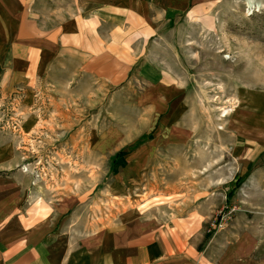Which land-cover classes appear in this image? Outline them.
Wrapping results in <instances>:
<instances>
[{"label": "rangeland", "instance_id": "obj_1", "mask_svg": "<svg viewBox=\"0 0 264 264\" xmlns=\"http://www.w3.org/2000/svg\"><path fill=\"white\" fill-rule=\"evenodd\" d=\"M186 2L123 11L67 42L73 56L63 42L30 87L0 90V140L19 153L26 205L58 230L138 211L200 253L249 240L258 256L264 0Z\"/></svg>", "mask_w": 264, "mask_h": 264}, {"label": "crops", "instance_id": "obj_2", "mask_svg": "<svg viewBox=\"0 0 264 264\" xmlns=\"http://www.w3.org/2000/svg\"><path fill=\"white\" fill-rule=\"evenodd\" d=\"M186 0H0V90L27 88L48 70L46 57L68 52L80 36L118 25L123 11L171 7L179 11ZM73 46V45H72ZM63 50V51H62ZM50 66V65H49ZM50 70V69H49ZM257 114L258 155L264 152V104ZM14 146L0 140V264H264L263 244L255 242L220 255L200 253L186 231H175L128 211L111 225L75 231L58 230L50 212L44 217L26 205V176ZM184 231V232H183Z\"/></svg>", "mask_w": 264, "mask_h": 264}, {"label": "trees", "instance_id": "obj_3", "mask_svg": "<svg viewBox=\"0 0 264 264\" xmlns=\"http://www.w3.org/2000/svg\"><path fill=\"white\" fill-rule=\"evenodd\" d=\"M236 187H237V185H236ZM236 187H235V188H236ZM235 188H233V189L230 191V194L227 196L228 198H230V197L232 196L233 190H234Z\"/></svg>", "mask_w": 264, "mask_h": 264}]
</instances>
